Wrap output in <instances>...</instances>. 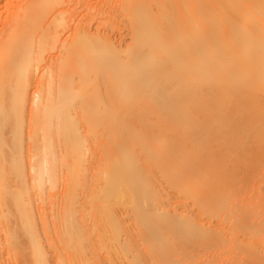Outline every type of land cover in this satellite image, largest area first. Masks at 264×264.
Masks as SVG:
<instances>
[{
    "label": "bare ground",
    "instance_id": "bare-ground-1",
    "mask_svg": "<svg viewBox=\"0 0 264 264\" xmlns=\"http://www.w3.org/2000/svg\"><path fill=\"white\" fill-rule=\"evenodd\" d=\"M2 1L0 264H264V0Z\"/></svg>",
    "mask_w": 264,
    "mask_h": 264
},
{
    "label": "rangeland",
    "instance_id": "rangeland-1",
    "mask_svg": "<svg viewBox=\"0 0 264 264\" xmlns=\"http://www.w3.org/2000/svg\"><path fill=\"white\" fill-rule=\"evenodd\" d=\"M3 1H6V0H3ZM2 1V2H3ZM4 3V2H3ZM4 7V6H3ZM74 8H76L75 10H76V12H75V10L73 11L72 9V11L74 12L73 13V15H74V18L72 17L71 18V25H73V26H76V23H82L83 22V24H84V19H87V21L86 22H88V24L85 22V26H87L86 28L89 30V31H91L92 33H95V32H100V33H104V34H108V35H110L111 36V38L113 37V39L115 40V41H117L118 43H121V44H125V43H127L128 42V40H129V35L128 34H126V32H125V28L123 29V23H122V26H121V24H119L120 26L119 27H116V28H118V29H116V28H114V27H110L111 25L108 23V22H101L99 19H98V17L96 18H91V20H89L88 21V12H85V11H87L85 8H83L82 7V5L80 6V4H78V6L76 5V7H74ZM4 10V8H2V10L1 11H3ZM4 13V12H3ZM79 13V14H78ZM86 14V15H85ZM85 15V16H84ZM87 17V18H86ZM84 18V19H83ZM83 20V21H82ZM120 27H122V28H120ZM120 28V29H119ZM121 30V31H120ZM103 31V32H102ZM64 32H66V31H64ZM64 32H62V34H64V36L66 37L67 35H68V33H70V30H68L67 31V34H65ZM122 32V33H121ZM123 32H125V33H123ZM62 37H63V35H62ZM120 41V42H119ZM55 53H53V54H51V56H53ZM40 71L41 70H38L37 72V74H39L40 73ZM47 214H48V216L50 215V209L49 210H47V212H46ZM38 222L40 223V220H38ZM45 245H46V249H47V251L49 252V255H50V262H51V264H55V262H54V260H53V256H52V253H51V250H50V247L48 246V243L45 241ZM6 258V255L4 254V256L2 257V260L4 261V260H6L5 259ZM30 259V256H28V258H27V262H28V260Z\"/></svg>",
    "mask_w": 264,
    "mask_h": 264
}]
</instances>
